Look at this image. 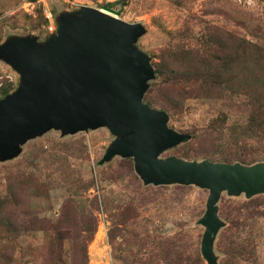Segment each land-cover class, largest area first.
<instances>
[{"label":"rangeland","instance_id":"1","mask_svg":"<svg viewBox=\"0 0 264 264\" xmlns=\"http://www.w3.org/2000/svg\"><path fill=\"white\" fill-rule=\"evenodd\" d=\"M104 6L143 27V102L189 136L160 159L264 162V0H0V45H44L64 15ZM19 83L0 59V99ZM116 138L106 126L52 129L0 161V264H207L209 191L145 184L131 158L103 161ZM217 208V263L264 264V194L224 191Z\"/></svg>","mask_w":264,"mask_h":264},{"label":"water","instance_id":"2","mask_svg":"<svg viewBox=\"0 0 264 264\" xmlns=\"http://www.w3.org/2000/svg\"><path fill=\"white\" fill-rule=\"evenodd\" d=\"M143 27L117 17V11L83 7L66 14L44 45L11 39L0 45V59L20 74L18 89L0 99V161L49 130L64 135L108 127L117 138L103 161L131 158L145 184L196 185L207 189L201 253L218 264L212 240L222 226L217 203L222 192L264 194V162L252 165L188 161L159 154L189 139L170 130L167 115L143 102L153 79L149 58L135 42Z\"/></svg>","mask_w":264,"mask_h":264},{"label":"trees","instance_id":"3","mask_svg":"<svg viewBox=\"0 0 264 264\" xmlns=\"http://www.w3.org/2000/svg\"><path fill=\"white\" fill-rule=\"evenodd\" d=\"M84 259H86V254H83V262H81L79 264H85L86 262L84 263Z\"/></svg>","mask_w":264,"mask_h":264}]
</instances>
